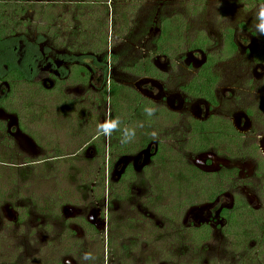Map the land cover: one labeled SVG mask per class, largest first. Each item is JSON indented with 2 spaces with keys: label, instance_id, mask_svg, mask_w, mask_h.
Instances as JSON below:
<instances>
[{
  "label": "flooded vegetation",
  "instance_id": "1",
  "mask_svg": "<svg viewBox=\"0 0 264 264\" xmlns=\"http://www.w3.org/2000/svg\"><path fill=\"white\" fill-rule=\"evenodd\" d=\"M259 3L264 4V1ZM161 18H168L170 21L169 26L171 27V43L170 46L167 47L168 52L166 53L158 52L157 49L159 46V23ZM152 25L157 28V34L151 42L150 53L139 57V59L136 58V60L141 62L144 58L149 60L153 68L151 75L145 73L143 75H134L130 73L127 67L129 61L131 62L132 60L121 65V53L117 54L111 49H109V51L107 50L108 59L105 63L106 66L98 65L96 59L92 56H85L90 60L89 63L84 61L86 58L74 60V62H65L64 60L59 62L50 61L49 57L44 60L45 55L44 52L41 51V45H39L40 58L35 59L34 62H30V60L26 58V43L21 41L24 47L23 52L21 51L23 59L20 65L17 66L15 62H13L15 51L17 50V43L15 44V41L11 40L7 47L3 48L6 55L4 56L5 59L0 61V66L3 68L0 77L7 70L9 62H12V64L23 70L25 67H28L30 73L34 67L36 72L42 75L41 78H39V82L46 90L54 86L55 80L60 84V82L62 83V81L67 78L71 63L82 66L87 71L88 77L85 83L78 81L70 84L74 86L78 85L82 88L81 97L74 99L75 104H77V110L75 112L77 125L74 129H76V127L77 129L82 128L80 126L82 120L88 121H86L87 129L84 131L81 130L86 136V140L83 144L84 146H77L74 150H87L88 154H86V151L85 156L82 154L78 157L77 155L80 154L78 150L76 153L70 154V157H75L74 161H83L88 165L94 166L95 164H99L105 167L104 198L100 202L95 199L91 189V187H94L93 182V184L90 183L92 186H85V189L81 193L84 192L86 194V197L89 198V204L92 206L91 208L94 209L91 211L88 210L85 214L84 212L81 214L78 212L76 214V211L74 212V210L64 208L67 210L68 214L67 216L63 214L62 220L59 219L62 225H64V233L62 232L60 235H56L58 238L46 240L43 247L37 249V253H39L41 259L40 264H68L65 258L69 255L72 257L71 254L76 252L78 254H75L73 264H93V259L91 261H82L79 259V250H85L84 247H80V244L87 237H91L92 234L100 232L99 229H104L106 231V247L109 248V259H115V264H134V261H141L140 264H155V261L159 262L160 259L161 262L164 263L159 264H166V258L173 262L176 260L195 262L199 260L198 258H201L203 254H206L208 241L212 238L214 231H219L223 239H226L223 234V229H225L227 223L226 218L231 217L233 208L238 202H244L256 213V215H262L264 220V134L258 143L253 140V123L255 122L253 112L249 109H245L243 111L238 110L229 117L221 114V101H224V99L231 100L233 89L229 87L220 88L219 77L215 71L216 65L219 62L215 61L216 57H214V55L207 52L210 46V41L207 37H201L203 40V44L201 43L202 47H198L197 45L191 48V44L194 40L199 39L200 36L196 37L194 40L192 39L193 41L185 42L181 41L182 37L176 34L177 40L182 42L186 52L185 56H180L179 58L184 59L186 70L191 75L187 77L188 79L186 81L176 78L178 80H176L174 84L169 77L168 68L160 65L158 62L160 59L170 61V59L174 57L173 55L177 49L172 46V40L173 35H175V32L179 31V29L176 28L174 21L168 17V15H158L156 20H152ZM149 29L148 31L150 32L151 28ZM231 32L232 41L235 45L234 52H236L240 47L233 37V31ZM142 34L143 31H141L140 36H142ZM128 37L129 39L125 40V42L129 44L133 43L135 47H140L139 41L135 39L134 42H132L131 36ZM224 42V47L227 48V40H224ZM111 55H116V62H113ZM252 59H254L257 64L263 63L264 52L262 49L255 55H252ZM32 63H34V65ZM46 64L48 65L45 66ZM41 65H44V67L42 68ZM207 66H210V74L213 77L216 76L215 82L209 87L211 98L202 95L203 93L200 89L201 83L205 80L204 67ZM118 68L122 74L120 78L115 76V72ZM81 76L84 77V74L81 73ZM93 80L94 82L90 84ZM171 81L173 83L171 88L170 86L167 88L165 84ZM192 82H194L199 89L197 93L194 92L196 88ZM112 83H115L118 87V95L124 102V111L121 112V119H130L134 117L135 123L138 124V128L134 129L133 126H128L129 121L126 120V122L123 123L121 136L124 140L125 148L123 149L122 147L120 150L112 149V145L116 141V134H112L113 132L111 133V128L115 125L113 123V106L111 101ZM2 85L6 86V88L4 89L5 91L0 93V96L8 91L7 83L0 81V87ZM167 90L173 98L166 95ZM154 91L155 93H153ZM59 95L63 97V95ZM223 95L224 98H222ZM84 96H86L87 99H84ZM171 99L174 100V105L170 104ZM74 101L71 105L72 107ZM0 109L3 108L0 107ZM80 109L82 113L79 112ZM95 111H101V113L96 114L94 117L92 114L95 113ZM7 114L11 115L13 113L8 112ZM12 116L13 118L16 117L14 114ZM146 117L149 121L147 122L148 124L144 125ZM242 121L243 126L240 125ZM94 122L97 123L95 129L92 128ZM15 123H17V120ZM102 128L104 130L100 131ZM18 129L21 130V126L18 125ZM180 129H184L185 135L177 138L178 135H181ZM4 130L8 132L9 129ZM113 130L115 131V129ZM130 130L134 132H130ZM161 135H165V138L162 139L160 137ZM130 138L132 140L137 139L136 145L130 144L132 146L130 149H127V141ZM173 141L178 144H171ZM160 144L164 146L163 153L164 156L167 157L165 160L163 156L164 161L158 159ZM121 145H123V141ZM176 146L183 147L182 156L176 152ZM51 158L52 159L43 158L42 163L48 164L47 161L54 160L53 157ZM163 163L166 164V167L167 165L183 166L181 163L187 165L188 168L196 172L197 177L201 178L202 185H207L208 179L214 177L215 181L213 182H215L218 188L214 193L213 200L207 201L199 196V183H191L183 191H176L173 186V189H171V185L169 184H163V188L160 189V185H158L159 179L163 180L166 178L169 180V176H166V171L161 172L160 164ZM110 171L111 174L109 175ZM108 176H110V180H108ZM138 177L143 185L146 197L153 198V205H155V207L151 208V212L153 213L151 214L154 218H150L151 215L146 213L141 215L138 214L137 218H130V224L128 225L132 226V229L129 231L125 230L124 232L126 233L123 237L117 240V243L120 241V245L116 243L112 248L108 240L113 238L112 226L115 225V223L111 215L108 216L109 220H107V217L105 218L100 215L103 213H101L99 206H103V203L106 202L107 208L111 211L110 209L113 201L109 200V196L111 193L115 195V193L118 192L116 188L112 190L111 187H115V184L125 180V178L136 180ZM245 186L255 194V200H248L246 198L245 192H243V187ZM160 192L166 193V199L161 196L159 198ZM76 194L72 196L76 198ZM146 197L145 201L150 203L151 199H146ZM225 198L227 200H225ZM160 199L165 200L163 203H170V205L168 206V204L162 203L163 207H161V205H159ZM181 202H185V206L182 210H177L175 206L177 203ZM2 205H7L6 209L5 207L2 209L3 216L6 215V224L15 225L22 223L23 217H25L27 213L24 214L22 218L19 216L20 214L18 212L15 217L14 215L11 217L9 208L11 205L9 203H4ZM48 206L50 205H45L39 208L38 212H35L41 217L42 223L46 228L53 224L52 217L54 216L53 207L50 208ZM166 207L170 208V210L167 212V215H163L160 210L163 209L164 212H166ZM13 208L15 210V207ZM47 209L49 210L48 212H46ZM198 209L201 211L206 210V218H199L198 215H194L191 218L195 221L191 224L184 225L182 220H187L190 214ZM211 209L215 210L213 215H211ZM66 210H64V212ZM101 210H103V208ZM4 212H7V214H4ZM155 218L158 219L153 222L154 220L152 219ZM91 220L94 222L92 223ZM175 220L178 222L177 226L174 224L176 223ZM55 221L56 220H54V222ZM70 221H72V224ZM140 222H143V225L148 230L145 235L142 228L138 229L135 226ZM171 224H174V227H169ZM167 227L172 229V231H162ZM76 228L79 231H76ZM203 228H207L211 232L208 240H202L198 236L192 234V231L201 230ZM180 234H183L182 236L185 237H182ZM146 235L147 237H145ZM186 236H188V240H186ZM193 237L200 242L198 247H196V242L192 243L191 239H194ZM52 241H56L58 245H63L65 247L63 250L65 254L60 260L48 258L49 255L47 252L53 247ZM142 243L146 245L142 247ZM228 243L231 247L229 241ZM254 244L255 243L252 241L250 246H255ZM3 245L6 246L5 249H8L9 242ZM175 245L180 246L177 254L172 253L175 251ZM256 245H259L264 250L262 244ZM259 246H257L253 258H256V255L261 252ZM119 252H121L120 255ZM237 254L239 258L236 264L239 263L240 256L242 255L241 253H234V256ZM257 261L258 259H256L255 262L259 264ZM26 262L24 264H26ZM0 264L4 263L0 260ZM98 264H102V255L98 258Z\"/></svg>",
  "mask_w": 264,
  "mask_h": 264
},
{
  "label": "rangeland",
  "instance_id": "2",
  "mask_svg": "<svg viewBox=\"0 0 264 264\" xmlns=\"http://www.w3.org/2000/svg\"><path fill=\"white\" fill-rule=\"evenodd\" d=\"M1 1L11 4L16 3L14 6L5 7L4 12L6 15H10L11 19L13 17V20L16 21L13 37L24 35L23 37L30 41L31 39L34 40L36 38V32L41 31L38 28L36 29L35 26H37L36 24L39 25L40 15L38 11L39 8H41L40 6H42L40 4L43 3V0H31V2L26 5L27 8L32 5V8L21 14L18 11L22 8L21 4L25 3L22 2L24 0ZM16 9L17 15H14L13 11ZM61 10L62 9H60V11ZM263 11L264 4L259 3L258 0H144L133 13H130V15H132L130 16L132 25L129 28L130 31L124 34V38L131 36L132 42H134L135 39L139 41L140 47H135L133 43L129 44L125 42L124 39L122 41L114 37L111 38V27H109L107 33L109 39L112 40V45L108 48V51L111 49L117 54L121 53V65L129 60L139 59L141 56L148 55L150 53L151 42L157 34V28L152 25V20H156L158 15H168V17L174 21L176 28L179 29V31H176L175 35H173L172 40V46L175 47L177 51H175L174 57H172L170 61L160 59L158 63L168 68L170 79L173 83H176L178 79L186 81L188 79L187 77L191 75L186 70L184 59L179 58L180 56L186 55L184 50L185 46H183L181 41H191L198 36L207 37L210 41L207 52L214 55V57H216L215 61L219 62L216 65L215 71L219 77L220 88L229 87L233 89L231 100L224 99V101H221V114L229 117L238 110H251L255 116V122L253 123L255 137L253 136V140L258 143L264 134V61H262L263 63L257 64V62L252 59V55L258 53L260 49L264 52V33L259 29V25L262 22L260 13ZM25 22L27 23L24 24ZM108 25H110L109 21ZM143 27H145V29ZM149 28H151L150 32L148 31ZM230 30L233 31V37L240 47L236 52L232 53L227 52V48L224 47V40H226ZM141 31H143L142 36H140ZM41 32L46 39L45 42L39 44L42 46L41 51L44 52L45 55L44 60L48 57L50 61L59 62L64 60L62 58L64 56L62 55L64 53V48H62L61 45L59 46V43L63 41L61 34L59 33V36L57 33L49 35L45 31ZM176 34L182 37V40L179 39L181 41L177 40ZM23 40L24 39H19V44H16L17 50L15 51L13 62H15L17 66L20 65L23 59L22 52L24 47L21 42ZM45 47H47L48 50ZM5 55L6 52L4 51V53L1 54L0 61L5 59ZM199 59L201 60L200 57ZM84 61L86 63L90 62L87 58ZM65 62L69 61L67 60ZM47 65L48 64L45 66ZM41 67L43 68L44 65H41ZM2 71L3 68L0 66V74ZM23 71L25 75L29 74L28 76H30L31 74L32 76L33 73L36 72V69L34 71L33 67L30 73L28 67H25ZM115 76L117 78L122 77L119 68L116 70ZM94 80L91 81L90 84H92ZM172 81L165 84L167 88L169 86L171 88L173 84ZM58 86L62 91L61 95H63V97L58 94L46 95V98H42V100L39 97L40 104H43L39 105L38 102V108L36 110L34 108L33 114L27 112L24 108L18 115L8 110V112L16 115L15 118L17 123H15L16 120L13 118V114L8 115V112H6L7 110L0 109V159H4L5 161L13 160L12 162L16 163L3 164L4 167H14L15 170H12L13 177H10L9 180L5 179L6 176H8L7 172L4 173L5 178L3 177L2 180H0V195L2 196V199H0V260L4 264H24L26 261V264H40L41 259L39 253H37V249L42 248L46 240L58 238L56 235H60V233L64 231L61 218L63 214L67 216L68 212L66 209L74 210L76 214L78 212L80 214L84 212L85 214L88 210L91 211L94 209L91 208L92 206L89 204V198L86 197V194L84 192L81 193L86 185L75 182L76 180L74 177V173L77 169L80 170L83 168L86 170L88 167H94V165H88L86 162L76 160L64 162L60 159L40 166L45 157L52 159L51 156L63 153V151L71 154L72 152L76 153L79 149L74 150V148L82 146L86 140V136L81 130L84 131L87 129V120H82L80 122L81 129H77V127L74 129L77 125V118L75 116L77 104H75L74 99L81 97L82 88L78 85L74 86L66 83H60ZM5 88L6 86L2 85L0 87V93H2ZM153 93H155V91ZM166 95L173 98L168 90ZM27 96L28 95L25 94L24 102ZM222 98H224V95ZM18 99V102H20L22 97H18ZM59 99H61V101H64L63 99L66 100L62 104L65 107V112L70 110L71 106L69 104L71 103L72 105L74 101V105L71 109V118H68L64 113L58 111V106L60 105ZM84 99H87L86 96H84ZM170 104L174 105V100L171 99ZM15 107L19 110L17 106ZM79 112L82 113V110L80 109ZM98 113H101V111H95L92 115L95 117ZM96 122H94L92 127L94 129ZM21 123L25 130L37 135L38 143L33 141L25 131H23V133L18 129V125L20 126ZM240 125L243 126V121ZM4 129L9 130L7 132ZM180 134L181 135H178L177 138L185 135L184 129H180ZM160 137L164 139L165 135H161ZM172 143L178 144L175 141L171 142V144ZM182 149L183 147L176 146V152L181 156L183 153ZM79 151L78 153L80 154L77 155L78 157L82 154L85 156L87 150L80 149ZM86 154H88V151ZM144 156L146 157L145 154ZM57 158L56 156L53 157V159ZM25 161H30L32 166H28L31 164H26ZM23 172L24 174H22ZM110 174L111 171L109 175ZM109 177L110 176L107 177L108 180H110ZM17 184L20 185L19 192L13 189ZM91 184L89 186H92ZM124 187L128 190V196L120 201L113 202L114 206H111V211L107 208L106 202L103 203V206H99V208L101 213H103L100 215L105 218L107 217V220H109L108 216L111 215L117 228L122 225H127L126 230L129 231L132 229V226L128 225L130 224V218H137L138 214L141 215L143 213L151 215L150 218H154L151 208L155 207V205H153L154 202L152 197H146L139 177L136 178V180L127 179L124 182ZM114 188L117 189L118 187L115 186ZM243 192H245V196L248 200H255V194H253L248 187H243ZM71 194H76V198L71 197ZM160 196L166 199L165 192H160L159 198ZM145 197L146 199H151V202L145 201ZM73 198L75 199L72 200ZM34 199H37L40 203L50 205L48 206L50 208L53 207V224L50 225V227L46 228L42 223L41 217L35 213L38 212L39 208L34 206ZM225 200L227 199L225 198ZM164 201L165 200L160 199L159 205H161V207H163V204H168L166 202L163 203ZM4 203H9L11 205L9 206L11 217H13V215L15 217L18 212L20 214L19 216L22 218L23 215L27 213L25 217H23L21 224H6V215L3 216L2 212V209H4V207L6 209L7 207V205H2ZM12 206L15 207V210ZM102 208L103 210H101ZM64 210L66 211L64 212ZM162 212H164V210H162L161 213ZM205 212L206 210H195L190 214L187 220L183 219L182 222L184 225L193 223L195 220H192L191 217L194 215H198L199 218H206ZM214 212L215 210L211 209V215H213ZM4 214H7V212H4ZM157 219L158 218L152 220L155 222ZM54 220L56 221L54 222ZM70 223L72 224V221H70ZM174 224L177 226L178 222ZM174 224H171L169 227H174ZM135 226L138 229L142 228L144 235L148 231L143 225V222L137 223ZM99 230L100 232L92 234L91 237H87L83 240L80 247H84L85 250H79L78 257L83 261V255L89 253L91 256L89 261L93 259V264H98V258L102 255V264H115V259L112 257L110 258L113 260L109 259V248L106 247V231L104 229ZM165 230L169 232L172 231V229L168 227L162 231ZM76 231L79 230L76 228ZM125 233L126 232H123L121 235ZM180 235L182 236L183 234ZM187 238L188 236H186V240H188ZM6 242H9L8 249H5L6 246L3 245ZM119 242L120 241H118L117 245H120ZM52 243L53 247L47 252L49 255L48 258L55 260L62 259L65 254L63 251L65 247L63 245H58L56 241H52ZM145 245V243H142V247ZM179 249L180 246L175 245V251L172 253L177 254ZM76 253L71 254L72 257L69 255L65 258L68 264L74 263ZM238 258V254L234 256V253L231 251L228 240L223 239L219 231L216 230L212 238L208 241L206 254H203L202 257L198 258L199 260L194 263L236 264ZM140 262L141 261H134L133 263L140 264ZM257 262L259 264H264V257L260 260L258 259ZM159 263L164 262H161V259L159 262L155 261V264ZM170 264L175 263L170 261Z\"/></svg>",
  "mask_w": 264,
  "mask_h": 264
},
{
  "label": "trees",
  "instance_id": "3",
  "mask_svg": "<svg viewBox=\"0 0 264 264\" xmlns=\"http://www.w3.org/2000/svg\"><path fill=\"white\" fill-rule=\"evenodd\" d=\"M40 1V0H39ZM144 0H43L40 5L41 8H39V15H40V21L39 25L36 24L35 28L45 31L46 33L55 34L59 33L61 34V37L63 41L59 43V46L61 45L62 48H64V55L62 58L65 61L74 62V60H79L86 58L88 56H92L96 59V62L98 65L102 66L105 65L107 59H108V47L112 45V40L109 39L107 29L111 27V38L114 37L117 40L124 39L127 40L129 37L124 38V34L128 33L130 31V27L132 23L130 22V13H133L134 10L137 9V7L140 5L141 2ZM264 0H258V2H261ZM22 2H25L21 4L22 8L20 11H18L20 14L25 13L27 10L32 8H27L28 3L31 2V0H24ZM33 4V3H31ZM16 5V3H8L0 0V54L4 53L3 48L7 47L8 43H10L11 40L15 41V44L18 43L19 39H24L23 41L26 43L27 46V56L26 58L30 60V62H34L35 59L40 58L39 53V44L42 42H45L46 39L41 31L36 32V38L34 40L31 39V41L22 35L19 37H13V30L15 29L16 21L13 20V17L11 19L10 15H6L5 7H11ZM60 9H62L60 11ZM111 12V13H110ZM14 15H17V9L13 11ZM26 21V20H25ZM108 21L110 22V25H108ZM28 22V21H27ZM25 22L24 24H26ZM23 23V22H22ZM41 24V25H40ZM43 24V25H42ZM170 21L168 18H161L160 19V35H159V46H158V52H168L167 47L170 46L171 43V27ZM14 26V27H13ZM145 29V27H143ZM57 29V30H55ZM231 30L229 31V34L227 36V51L229 53L234 52L235 45L232 41L231 37ZM45 34V33H44ZM60 36V35H59ZM13 38V39H12ZM201 43L203 44V40L200 37L199 39L194 40V42L191 44V48L196 47H202ZM5 45V46H4ZM57 46V47H59ZM47 50L48 48L45 47ZM55 48V47H54ZM86 56V57H85ZM113 62H116V55H111ZM99 61H98V59ZM34 65V63H32ZM106 66V65H105ZM210 66L204 67L205 73V80L201 83V92L202 95L206 96L207 98H211V92H210V86L213 82L216 80V76L213 77L210 74ZM128 71L134 75H143L144 73L147 75H151L153 72V68L150 65V62L148 59L144 58L141 61H138L136 59L129 62L128 65ZM35 71V69H34ZM81 73L84 74V77L81 76ZM29 74L25 75L23 69L18 68L12 62H9L7 65V70L3 73V75L0 77V81H4L8 85V91L5 92V94H1L0 96V107L9 110L10 112H14L17 115L21 110L24 108L27 112H30L33 114V110L38 108L37 103L42 100V98H46V95H59L62 94L58 84L59 82L55 80V84L51 89L46 90L39 82V78H41V74L38 72L33 73V75L28 76ZM88 77L87 71L82 67L75 65L74 63H71L68 69L67 78L62 81L65 83H76L78 81L86 82ZM195 82V81H194ZM195 85L194 92L197 93L199 90ZM61 83V82H60ZM5 91V90H3ZM25 94L28 95L25 102ZM18 97H22L21 101L18 102ZM212 100V99H211ZM64 101H66L64 99ZM61 99H59V112L64 113L68 118L72 117V106L71 103L69 104L70 110L65 112L64 105ZM112 106H113V123L115 124L113 128H111V133L116 134V141L112 145V149L114 150H120L125 148L124 140L122 139V131L121 128L123 127V123L127 121L128 126H133L134 129L138 128V124L135 123V119H121L122 117V111H124V102L118 95V87L115 85V83H112ZM214 101V100H213ZM43 104V103H41ZM39 102V105H41ZM19 109L17 110L16 107ZM13 107V108H12ZM23 109V110H24ZM57 113V112H56ZM129 114V113H128ZM149 119L146 117L144 120V125L148 124L147 122ZM20 122V121H19ZM97 124V123H96ZM21 130L25 131L27 135L30 136V138L33 139L35 142H39L37 135L34 133L27 131L24 129V126L22 123L20 124ZM115 129V131L113 130ZM104 130L103 128L100 129V131ZM130 132H134L130 130ZM123 141V145H121V142ZM137 139H129L127 141L128 145H126L127 149H130L132 145H136ZM132 144V145H130ZM164 146L160 144V150L158 154V159L160 161L163 160V153ZM62 152V151H60ZM73 153V152H72ZM69 152L58 153L54 156L58 157L54 160L47 161L48 163L55 160H62V161H74L75 157H70ZM51 156V157H54ZM49 158L45 157L44 159ZM66 159V160H65ZM164 159L166 160L167 157L164 156ZM11 161H5L4 159H0V180L4 177V173L7 172L6 180H9L12 176V170H15L14 167H4L3 164L10 163V164H16ZM26 164H30V161H25ZM46 163H42L43 166ZM183 166H169L163 163L160 164L161 172L166 171V176H169L168 179H159L158 185H160V189L163 188V184H169L171 185L170 188L173 189V187L178 190H185L188 185L191 183H199L198 191L199 196L201 198H204V200L212 201L214 193L217 191V185L215 184L214 177H211L208 179L207 185H202V180L200 177L196 176V172L193 171L191 168H188L187 165L181 163ZM28 166H32L28 165ZM26 167V166H24ZM104 173H105V167L104 165L95 164L94 167H88L86 170L81 168L80 170L77 169L74 173L75 182L81 183L83 185H86V187H89L90 183H94V187H91L93 194L95 196V199L100 202L104 198ZM24 174V172L22 173ZM93 177V178H92ZM165 177V176H164ZM127 180L119 181V183L115 184L117 186V191L114 194L111 193L109 196V200L115 202L120 201L123 198L128 196V190L124 187V182ZM74 182V183H75ZM15 183V182H13ZM173 186V187H172ZM114 187H111L113 190ZM15 191H20V185H16L13 188ZM71 197L72 194H71ZM150 198V197H149ZM0 199H2V196L0 195ZM192 199V197H191ZM37 208H42L46 204L40 203L37 199H34V202ZM176 204V203H174ZM110 205V204H109ZM170 203H168V206ZM111 206H114V203L111 204ZM185 206V202L177 203L175 206L177 210H182ZM165 208V207H164ZM167 208V207H166ZM163 209H161L162 211ZM170 210V208H167L165 211L162 212L163 215H167V212ZM49 210L47 209L46 212ZM24 216V215H23ZM226 227L223 229L224 237L230 242L231 244V250L233 253H241L239 263L238 264H257L255 261L256 259H262L264 257V250L262 247L256 244H264V220L263 216L256 213L251 210V208L246 205L244 202H238L235 207L233 208V212L231 214L230 218H226ZM127 228V225L119 226L118 228L116 225L112 226V232H113V238H110L108 240L109 245L113 248L114 245L117 243V240L123 237L121 233H123ZM191 232V231H190ZM193 232V233H192ZM191 233L194 236H198L202 240L206 239L208 240L210 238V230L207 228H203L201 230L192 231ZM153 235V234H151ZM147 237V235L145 236ZM149 238V235H148ZM192 243L197 244L196 247L199 245V241L193 237ZM113 240V241H112ZM254 242L255 246H250L251 242ZM257 246L261 248V252L256 255V258H253L254 252L257 250ZM187 248V247H186ZM124 249V248H123ZM122 249V250H123ZM193 249V248H192ZM121 252H119L120 255ZM118 255V256H119ZM169 260V261H168ZM119 261V260H118ZM165 262L166 264H170V259L166 258ZM175 264H195L194 261H175Z\"/></svg>",
  "mask_w": 264,
  "mask_h": 264
},
{
  "label": "clouds",
  "instance_id": "4",
  "mask_svg": "<svg viewBox=\"0 0 264 264\" xmlns=\"http://www.w3.org/2000/svg\"><path fill=\"white\" fill-rule=\"evenodd\" d=\"M260 16L262 17V22H261V24L259 25V29H260V31H261L262 33H264V12H261V13H260ZM83 259H84V260H89V259H91L90 254L85 253V254L83 255Z\"/></svg>",
  "mask_w": 264,
  "mask_h": 264
}]
</instances>
